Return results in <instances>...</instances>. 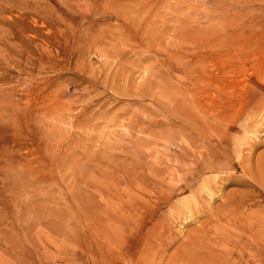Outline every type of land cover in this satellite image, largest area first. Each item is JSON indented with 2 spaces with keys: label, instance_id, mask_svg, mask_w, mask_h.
Segmentation results:
<instances>
[{
  "label": "rangeland",
  "instance_id": "obj_1",
  "mask_svg": "<svg viewBox=\"0 0 264 264\" xmlns=\"http://www.w3.org/2000/svg\"><path fill=\"white\" fill-rule=\"evenodd\" d=\"M263 117L264 0H0V264H264Z\"/></svg>",
  "mask_w": 264,
  "mask_h": 264
},
{
  "label": "bare ground",
  "instance_id": "obj_2",
  "mask_svg": "<svg viewBox=\"0 0 264 264\" xmlns=\"http://www.w3.org/2000/svg\"><path fill=\"white\" fill-rule=\"evenodd\" d=\"M220 111V110H219ZM212 112H213V109H212ZM210 113V112H209ZM222 113V112H221ZM218 116V115H217ZM222 116V115H221ZM209 118V117H208ZM263 120H264V117H263ZM262 123V122H261ZM217 132V131H216ZM250 135V134H249ZM249 137V136H248ZM250 139V138H249ZM250 149V148H249ZM251 152V151H250ZM248 159V158H247ZM215 168V167H214ZM262 171V170H261ZM250 176H251V174H250ZM252 178V177H251ZM254 182V181H253ZM225 183V182H224ZM256 184V183H255ZM238 206V205H237ZM254 223V222H253ZM256 223V222H255ZM254 223V224H255ZM258 225V224H257ZM250 228V227H249ZM204 233H206V232H204ZM204 233H203V235H204ZM210 234H211V232H210ZM209 234V235H210ZM206 236H207V234H206ZM154 238V237H153ZM157 238V237H156ZM198 238V237H197ZM207 238H208V236H207ZM158 239V238H157ZM201 239H199V241H200ZM203 240V239H202ZM154 241V240H153ZM194 241H195V239H194ZM197 241V240H196ZM203 241H205V239L203 240ZM190 242V241H189ZM208 242V241H207Z\"/></svg>",
  "mask_w": 264,
  "mask_h": 264
}]
</instances>
